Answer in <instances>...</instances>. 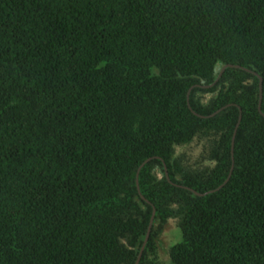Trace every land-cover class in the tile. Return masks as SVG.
<instances>
[{
    "label": "trees",
    "instance_id": "1",
    "mask_svg": "<svg viewBox=\"0 0 264 264\" xmlns=\"http://www.w3.org/2000/svg\"><path fill=\"white\" fill-rule=\"evenodd\" d=\"M153 215L139 264L171 220L264 264V0H0V264H136Z\"/></svg>",
    "mask_w": 264,
    "mask_h": 264
},
{
    "label": "rangeland",
    "instance_id": "2",
    "mask_svg": "<svg viewBox=\"0 0 264 264\" xmlns=\"http://www.w3.org/2000/svg\"><path fill=\"white\" fill-rule=\"evenodd\" d=\"M183 238L179 225L171 220L158 240V258L164 264H175L170 256V249Z\"/></svg>",
    "mask_w": 264,
    "mask_h": 264
},
{
    "label": "water",
    "instance_id": "3",
    "mask_svg": "<svg viewBox=\"0 0 264 264\" xmlns=\"http://www.w3.org/2000/svg\"><path fill=\"white\" fill-rule=\"evenodd\" d=\"M228 67H235V68H241V69H244V70H248V69H246V68H244V67H242L241 65H237V64H226V65H224L222 68H221V71H220V73H219V75H218V77H217V79L215 80V82H213L212 84H210V85H202L203 87H212L213 85H215V83L219 80V78L221 77V75L223 74V72L228 68ZM261 104H262V79H260V101H259V106H258V109H259V111L261 112ZM241 119H242V115H240V117H239V121H238V123H237V126H236V129H235V132H234V136H233V142H232V147H233V149H234V143H235V137H236V133H237V129H238V127H239V124H240V122H241ZM150 159H148L146 162H148ZM145 162V163H146ZM144 163V164H145ZM143 164V165H144ZM142 165V166H143ZM141 170V168L139 169V171ZM233 170V169H232ZM231 173H232V171H231ZM138 176H139V174H138ZM137 176V177H138ZM230 176H231V174H230ZM230 178V177H229ZM229 178L227 179V181L229 180ZM226 181V182H227ZM137 182H138V180H137ZM197 193V192H196ZM198 195H204V194H201V193H197ZM154 214H155V211H154ZM153 222H154V215H153V217H152V219H151V221H150V225H149V229H148V233H147V236H146V239H145V241H144V243H143V247H142V249H141V252H140V256H139V260L137 261V263L136 264H139V261H140V258H141V256H142V253H143V251H144V249H145V246H146V244H147V242H148V239H149V236H150V232H151V229H152V226H153Z\"/></svg>",
    "mask_w": 264,
    "mask_h": 264
}]
</instances>
